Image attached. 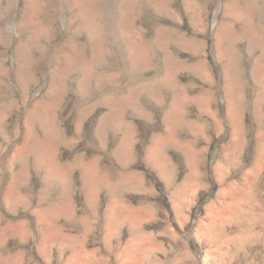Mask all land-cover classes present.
<instances>
[{"label":"rangeland","instance_id":"374dc122","mask_svg":"<svg viewBox=\"0 0 264 264\" xmlns=\"http://www.w3.org/2000/svg\"><path fill=\"white\" fill-rule=\"evenodd\" d=\"M0 264H264V0H0Z\"/></svg>","mask_w":264,"mask_h":264},{"label":"bare ground","instance_id":"6f19581e","mask_svg":"<svg viewBox=\"0 0 264 264\" xmlns=\"http://www.w3.org/2000/svg\"><path fill=\"white\" fill-rule=\"evenodd\" d=\"M8 1V0H7Z\"/></svg>","mask_w":264,"mask_h":264}]
</instances>
